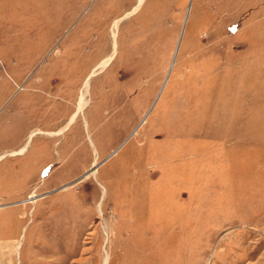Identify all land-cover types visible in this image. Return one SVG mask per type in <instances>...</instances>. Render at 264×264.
I'll use <instances>...</instances> for the list:
<instances>
[{
    "label": "rangeland",
    "instance_id": "obj_1",
    "mask_svg": "<svg viewBox=\"0 0 264 264\" xmlns=\"http://www.w3.org/2000/svg\"><path fill=\"white\" fill-rule=\"evenodd\" d=\"M0 156V264H264V0H0Z\"/></svg>",
    "mask_w": 264,
    "mask_h": 264
},
{
    "label": "bare ground",
    "instance_id": "obj_2",
    "mask_svg": "<svg viewBox=\"0 0 264 264\" xmlns=\"http://www.w3.org/2000/svg\"><path fill=\"white\" fill-rule=\"evenodd\" d=\"M135 9H136V8H135ZM116 24H117V22L114 23V25H116ZM113 50H115V46H114ZM111 59H112V57H108V58H106L104 61H102L101 63H99V64L97 65V67H96V68H95V69H94V70L88 75V77L85 79V81H84V83H83L82 90L80 91V95H79L78 112L81 110L82 105L85 103V102H84V98H85L86 93H87V89H88V81H89L90 77H91L92 75H94V73L96 72V70H98V69H100V68H103V67L107 66L108 63L111 62ZM78 112H76V113L71 117L70 121L68 122V125H70V124L74 121V119H75L76 115L78 114ZM66 129H67V126H66L63 130H61V131H59V132H57V133H55V134H52V135H60V134H62ZM37 134H42V133H41L40 131H35V132H33V133L30 135V138H32L33 136H35V135H37ZM24 151H25V148H22V149H20V150L17 151V152H13V153L8 154V156L13 157V156L21 155V154H23ZM2 158H3V156H0V160H1ZM104 264H107V260H105Z\"/></svg>",
    "mask_w": 264,
    "mask_h": 264
}]
</instances>
